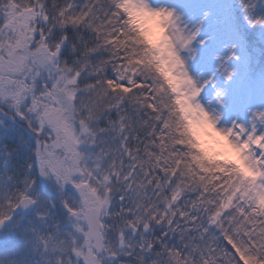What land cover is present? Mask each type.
<instances>
[{"label": "snow or ice", "instance_id": "obj_1", "mask_svg": "<svg viewBox=\"0 0 264 264\" xmlns=\"http://www.w3.org/2000/svg\"><path fill=\"white\" fill-rule=\"evenodd\" d=\"M0 264H264V0H0Z\"/></svg>", "mask_w": 264, "mask_h": 264}]
</instances>
